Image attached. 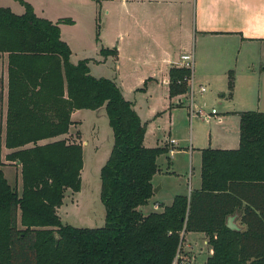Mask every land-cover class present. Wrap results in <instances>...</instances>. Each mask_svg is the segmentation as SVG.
<instances>
[{"label":"trees","instance_id":"1","mask_svg":"<svg viewBox=\"0 0 264 264\" xmlns=\"http://www.w3.org/2000/svg\"><path fill=\"white\" fill-rule=\"evenodd\" d=\"M19 2L22 15L0 7L5 160L21 168L18 193L3 176L0 145V264H173L188 232L207 236L212 255L205 264H264V113L239 114L237 150L201 152L200 190L144 215L139 209L153 196L163 151L144 146L146 126L114 82L92 77L87 60L69 63L58 23ZM188 75L183 68L169 70L170 98L187 94L182 82ZM100 109L113 132L100 170L105 224L74 228L62 224L57 210L67 189L80 191L83 149L56 138L69 133L74 112ZM234 214L242 232L227 227Z\"/></svg>","mask_w":264,"mask_h":264},{"label":"rangeland","instance_id":"2","mask_svg":"<svg viewBox=\"0 0 264 264\" xmlns=\"http://www.w3.org/2000/svg\"><path fill=\"white\" fill-rule=\"evenodd\" d=\"M22 1L33 8L36 16L58 23L60 38L71 52L70 64L77 65L79 61L87 60L92 77L114 82L124 98L133 103L134 110L146 126L144 146L157 147L163 151L159 159L157 158L158 162L156 160L157 166H162V170L166 171L170 168L166 166V162L170 163L171 160L173 171L184 179V188L188 189L191 167L195 166L203 150L231 145V136L237 133V127L235 122L225 115L232 112L228 89L224 85H212L205 81V78L203 80L196 77L189 97L188 94L173 97L183 98L182 107L172 108L167 86L161 83L167 77L166 67L161 64V50L156 43L138 47L136 25L128 22L129 18L121 0ZM0 7L9 9L15 15L24 13V7L19 0H0ZM149 47L151 48L148 49ZM103 50L109 52L105 58L101 55ZM173 53L178 57L181 52L178 48ZM187 77L190 78V72ZM182 83L188 85L186 81ZM199 87H205L206 92L200 94ZM0 99V145L3 164L1 169L9 186L15 187L20 193V165L5 160V156L10 153L4 147L7 112L5 54H0ZM191 99L193 107L200 109L204 115H210L212 110L216 115L210 116V120L190 118L188 105ZM73 114V125L69 133L56 139L82 145L81 188L79 192L69 189L65 191L57 214L63 225L74 228H102L105 224V208L100 200V170L109 158L113 132L104 109L95 112L80 110ZM173 139L177 148L171 158L168 152L170 141ZM165 181L169 183L160 196L163 202L170 198L177 185L173 179L166 178ZM165 207L169 205L164 204L155 212H162ZM189 239L186 237L183 240L182 253L193 257L186 248ZM204 260L205 257H202L196 264H204Z\"/></svg>","mask_w":264,"mask_h":264},{"label":"crops","instance_id":"3","mask_svg":"<svg viewBox=\"0 0 264 264\" xmlns=\"http://www.w3.org/2000/svg\"><path fill=\"white\" fill-rule=\"evenodd\" d=\"M121 3L126 9L128 22L136 25L138 47L154 43L159 46L161 64L165 65L167 76L161 83L167 86L168 95L169 70L181 69L182 54L193 55V82L200 77L209 84L224 85L228 89L231 80L233 88L228 92L232 112L225 115L235 122L237 133L231 136L230 146L214 150H237L239 114L264 113V0H121ZM178 48L181 53L176 57L173 52ZM170 99L172 108L182 107L183 98ZM172 165L171 160L166 162L170 167L166 171L159 165L152 180L153 189L157 188L158 192L153 193L148 203L139 209L142 214L155 212L164 204L170 206L175 197H189L191 192L201 189V153L195 166L191 167L188 189L184 188V179L173 171ZM166 178L173 179L177 185L170 198L163 202L160 196L169 183ZM229 218L234 231L244 230L239 214ZM186 237L190 238L186 248L193 255L194 264L202 257H205V264L212 255L205 233L188 232L184 234V239Z\"/></svg>","mask_w":264,"mask_h":264},{"label":"built area","instance_id":"4","mask_svg":"<svg viewBox=\"0 0 264 264\" xmlns=\"http://www.w3.org/2000/svg\"><path fill=\"white\" fill-rule=\"evenodd\" d=\"M180 67L183 69H186L190 72V78L186 77L184 79V81H186V83L188 84L187 85V87H188L187 94L189 97V95L191 94V86L193 84V67H194V58H193V55L191 53L182 54L180 56ZM205 92H206L205 87H199V93L200 94H204ZM193 105L194 104H193L192 99H191L190 103L188 105L189 106L188 111H189L190 118L199 117V118H205L206 120H210V116L216 115L214 110L211 111L210 115H204L200 109L194 108ZM170 145H171V148H170L168 153L170 156H173L174 152H175V145H176L175 140H171ZM173 264H194V258L191 255L183 254L182 253V245H180L178 250H177L176 256L174 258Z\"/></svg>","mask_w":264,"mask_h":264},{"label":"water","instance_id":"5","mask_svg":"<svg viewBox=\"0 0 264 264\" xmlns=\"http://www.w3.org/2000/svg\"><path fill=\"white\" fill-rule=\"evenodd\" d=\"M160 188V187H159ZM158 192V189L157 188H154L153 189V193L156 194ZM227 227L230 229V230H234L233 226H232V219L228 218L227 219Z\"/></svg>","mask_w":264,"mask_h":264}]
</instances>
